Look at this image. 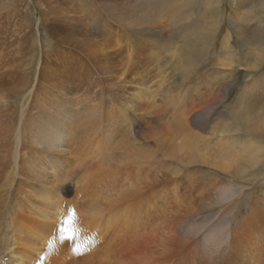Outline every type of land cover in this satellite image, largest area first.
<instances>
[{"label": "bare ground", "instance_id": "6f19581e", "mask_svg": "<svg viewBox=\"0 0 264 264\" xmlns=\"http://www.w3.org/2000/svg\"><path fill=\"white\" fill-rule=\"evenodd\" d=\"M135 2L0 0V264H264V49L246 100H169Z\"/></svg>", "mask_w": 264, "mask_h": 264}, {"label": "rangeland", "instance_id": "374dc122", "mask_svg": "<svg viewBox=\"0 0 264 264\" xmlns=\"http://www.w3.org/2000/svg\"><path fill=\"white\" fill-rule=\"evenodd\" d=\"M141 1L147 0H138L121 15H113L120 17L129 31L153 29L155 37H139H152L148 40L152 53L146 58V74L152 84L161 83L165 77L169 80L163 86L172 94L169 100L187 101L199 96L215 99L220 94L233 105L246 97L244 90L253 83L250 74L256 73L241 66L245 64V53H251L244 38L256 39L264 49V0H158L151 11L142 8ZM160 39L164 42H158ZM184 41L199 52L198 62L190 68L177 65L180 50L173 55L175 58L168 55V50L182 48ZM228 54L232 55L228 63L231 67L213 65L218 56L226 65ZM211 88L216 95L209 92Z\"/></svg>", "mask_w": 264, "mask_h": 264}, {"label": "snow or ice", "instance_id": "6c2138e0", "mask_svg": "<svg viewBox=\"0 0 264 264\" xmlns=\"http://www.w3.org/2000/svg\"><path fill=\"white\" fill-rule=\"evenodd\" d=\"M70 222V221H69ZM68 230L64 229L63 227L61 228V232L64 233ZM75 236V231H71L69 232V235H68V238L71 239V238H74ZM65 237L62 236V239H64ZM74 251H77L76 249H74ZM77 254H80L78 251H77Z\"/></svg>", "mask_w": 264, "mask_h": 264}]
</instances>
